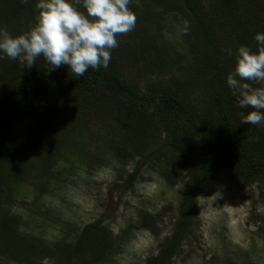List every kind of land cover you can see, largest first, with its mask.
<instances>
[{
	"label": "rangeland",
	"instance_id": "rangeland-1",
	"mask_svg": "<svg viewBox=\"0 0 264 264\" xmlns=\"http://www.w3.org/2000/svg\"><path fill=\"white\" fill-rule=\"evenodd\" d=\"M38 1L48 17L63 7L59 1L72 2L73 6L66 5L68 9L62 17L60 12L58 15L57 46L62 55L85 64L97 52L101 56L114 55L118 41L130 40V54L115 63L125 80L159 93L170 79H175L181 89L192 90L194 103L202 95L204 85L193 70L197 63L194 56L187 55L184 45L185 28L190 23L183 12L170 10V5L180 0ZM146 14L149 15L144 19ZM119 17L134 18L133 24L122 22L117 26ZM52 18L47 19L51 22ZM114 25L117 34L108 31ZM149 43L163 52L164 65L166 57L172 55L176 67L166 72L164 67L155 69L152 61L141 59L138 54L147 50L148 56ZM47 48L42 31L32 23L27 10L21 11L13 32L8 36L0 33V53L6 52L3 57L7 65L21 56L41 62ZM100 95H78L54 106L60 123L67 126L78 116L79 128L66 127L63 143L46 168L38 149L30 147L29 141L21 144L28 169L19 175L2 160L0 149L1 176L17 180V187L9 182L10 189H3L0 195V218L14 219L13 224H6L13 228L12 235L6 234L0 223V264H59L62 256L67 258L65 264H98L101 256L102 264H144L149 257L158 255L162 244L172 240L187 182L175 181L173 166L179 154L165 151V156H159L157 152L163 147L169 150L163 136L162 141L133 137L112 110L99 105ZM243 104L238 102L236 109L243 110ZM36 127L37 116L26 120L17 134L29 137ZM194 141L197 146L206 143L200 138ZM143 156L147 159L137 179L125 188L128 175L136 162L142 165ZM180 168L185 169L179 170L180 177L188 175L191 164ZM194 215L192 233L170 264H264V178L246 186L235 168L223 166L214 181L200 186ZM101 221L104 232L94 239L92 247L106 241L102 246L109 249H97L101 252L95 258L87 243L82 247L85 252L75 254L83 229ZM143 223L144 228L140 227ZM125 232V243L114 245L118 244L114 240ZM28 246L32 254L23 252L22 247ZM55 247L66 248L65 254L53 250Z\"/></svg>",
	"mask_w": 264,
	"mask_h": 264
},
{
	"label": "trees",
	"instance_id": "trees-1",
	"mask_svg": "<svg viewBox=\"0 0 264 264\" xmlns=\"http://www.w3.org/2000/svg\"><path fill=\"white\" fill-rule=\"evenodd\" d=\"M38 2L0 0L2 36H8L15 30L21 11L27 10L32 23L42 31L43 43L48 47L47 55L41 62L21 56L7 65V59L3 57L6 52L0 53L2 160L14 170L13 173H24L25 168L28 169L25 147L21 145L25 140L30 142V147L38 149L46 168L63 143L65 136L62 135L66 133V127L70 125L72 130L79 128L78 116L67 126L65 122L60 123L53 112L54 106L64 99L70 102L74 96L100 93L99 105L112 110L116 120L133 137L147 140L156 137L161 140L163 136L166 141L164 146L169 150L163 147L157 152L161 154L159 156H165V151L179 154L175 158L177 162L173 166V174L177 177L176 183L187 182L180 198L173 238L161 245L157 256L144 262L170 264L192 233L202 183L214 181L223 166L235 168L246 186L264 178V0H180L170 5L171 11L183 12L190 23L185 28L187 39H184V45L187 55L194 56L193 61L197 64L193 70L204 85L196 103L193 102L192 90L181 89L175 79H170L166 89L159 93L140 89L125 80L115 68V63L121 56L130 54V40L118 41L114 55L101 56L97 52L85 64L62 55L57 46V39L60 38L56 31L60 26L58 15L60 12L62 17L68 9L66 5L73 6L72 2L59 1L63 7L56 9L55 15L50 17L43 13ZM47 18H52L51 22ZM133 21L134 18L119 17L117 26L122 22L132 25ZM117 26L108 31L117 34ZM147 46L148 56L147 50L137 53L141 59L152 61L155 69L164 67L166 72L176 67L172 55L166 57L164 65L161 60L163 52L151 43ZM238 102L244 103L243 110L236 109ZM81 108L85 110L83 106ZM36 116L37 127L29 137L18 135L20 126ZM81 116L83 118L85 113L82 112ZM194 138L206 140V143L197 146ZM143 159L142 165L136 162L125 188L131 187L137 179L147 158L143 156ZM189 164L191 171L180 177L179 170H185L180 167ZM4 178L0 174V195L3 189L9 188V182L17 187V180ZM165 178L169 180L167 176ZM13 221V218H0L1 227L8 235H12L14 230L6 224H13ZM101 224L102 221L92 223L83 229L74 249L75 254L85 252L82 247L87 243L90 246L88 251H94L95 258L101 252L97 249H109L102 246L106 245V241L92 247L94 239L104 232ZM140 227L144 228V223ZM5 238L11 242L7 235ZM126 239L125 232L121 238L114 240L118 243L114 245L124 244ZM28 247H22L23 252L33 250ZM4 248L8 252V246L4 245ZM53 250L64 251L65 254L66 248L55 247ZM100 258L98 264H102V256ZM66 259L62 256L58 259L59 264H65Z\"/></svg>",
	"mask_w": 264,
	"mask_h": 264
}]
</instances>
